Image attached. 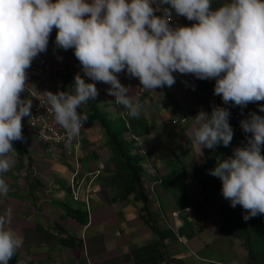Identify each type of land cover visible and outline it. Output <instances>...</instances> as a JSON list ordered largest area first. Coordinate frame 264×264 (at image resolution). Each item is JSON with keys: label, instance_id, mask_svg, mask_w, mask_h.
<instances>
[{"label": "clouds", "instance_id": "clouds-1", "mask_svg": "<svg viewBox=\"0 0 264 264\" xmlns=\"http://www.w3.org/2000/svg\"><path fill=\"white\" fill-rule=\"evenodd\" d=\"M173 14L192 23L173 24ZM53 29L55 47L72 49L83 77L91 81L77 73L67 90L46 91L55 121L69 139L87 121L80 109L97 97L98 82L109 86L108 94L129 117L141 115L143 106L129 96L121 73L149 92L172 87L178 73L214 80V95L224 105L243 109L264 101V0H226L216 7L212 0H0V196L10 190L4 174L13 163V142L24 139L22 118L32 117V101L22 94L26 84L32 88L27 80L36 78H28L27 71L34 59L47 55L40 54L49 51ZM258 109L264 113V104ZM230 115L215 103L210 112L201 108L191 117V143L202 154L205 148L227 147L234 135ZM239 123L245 142L231 155L218 156L209 175L220 179L223 198L232 208L241 206L248 220L264 214V115L251 111ZM9 224L0 215V264H9L23 244Z\"/></svg>", "mask_w": 264, "mask_h": 264}, {"label": "crops", "instance_id": "crops-1", "mask_svg": "<svg viewBox=\"0 0 264 264\" xmlns=\"http://www.w3.org/2000/svg\"><path fill=\"white\" fill-rule=\"evenodd\" d=\"M224 2L212 0L213 7ZM171 23L190 25L192 22L173 14ZM55 37L56 29H53L47 55L34 59L31 68L49 69L54 74L56 90L63 91L74 77L68 80L65 77L64 53L55 47ZM57 56L62 59L58 60ZM70 69L74 76L79 73L83 77L76 58ZM174 75L176 83L172 87L149 92L141 88L138 79L119 74L121 83L129 88V96L143 106L139 117H126L130 124L128 132L136 136L130 141L131 151L149 149L150 168L143 169L146 174L142 178L151 201L153 220L149 224L141 218L142 203L135 201L134 193L125 194V185L105 144L104 130L92 119V112L85 104L80 109L87 114V121L80 134V173L76 179L82 185L77 202L73 201L68 185L75 165L71 147L60 145L53 154L47 152L46 146L27 132L26 117L22 118L21 151L15 148L12 166L4 174L9 193L0 196V215L8 217L9 226L23 238L12 264H176L174 258L187 263L203 251L206 244L199 228L207 226L199 225V221L200 212L205 215L207 212L196 202L198 189L192 171L197 166L165 169L156 165L157 155L153 153L171 136L179 152L190 156L193 164L198 146L189 139L194 123L191 117L201 108L208 111L212 103L216 104L215 81L199 80L190 74ZM45 80L46 77L36 78L33 84L27 80L38 97L45 96ZM96 87L99 112L111 120L121 118L120 111L126 110L113 104L114 96L107 91L109 86L98 82ZM22 95L27 99L26 90ZM177 113L178 119L185 118L186 122L172 125ZM177 125L180 128H174ZM158 178L161 183H157ZM188 186L195 189L193 197ZM180 191L185 194L182 196ZM71 210L86 214L87 224H80L69 215Z\"/></svg>", "mask_w": 264, "mask_h": 264}, {"label": "trees", "instance_id": "trees-1", "mask_svg": "<svg viewBox=\"0 0 264 264\" xmlns=\"http://www.w3.org/2000/svg\"><path fill=\"white\" fill-rule=\"evenodd\" d=\"M63 53V65L67 75L65 77L67 80L72 79L74 73L70 68L76 57L72 49L63 50ZM72 83L73 80L70 81V84ZM215 98L217 105L227 107L231 113L229 123L234 131L233 139L227 147L219 145L214 151L205 148L202 154V164L194 167L192 177L197 184L199 196L204 205H214L220 201L216 207L220 233L241 242L243 249L247 252L248 264H264V214L244 220L245 210L239 205L232 208L230 202L222 196L220 179L209 175V170L214 168L218 156L227 157L231 155L233 149L242 146L245 142V134L239 122L251 111L264 115L258 109V105L264 104V101L249 103L241 109V107L231 103L224 105L220 96L215 95ZM85 106L87 110L92 112V119L98 121L104 130L105 144L111 153V162L125 185V194L134 193L135 201L142 203L139 210L141 218L149 224L152 221V210L150 198L143 186L144 170L137 153L131 151L132 148L124 137V134L127 133L124 122L119 118L111 120L106 115L101 114L95 99L86 103ZM13 145L17 150H20L19 147L22 146L21 141H14ZM262 154H264V148H262ZM69 215L79 220L80 224L86 225L88 222L86 214L78 210H71Z\"/></svg>", "mask_w": 264, "mask_h": 264}, {"label": "rangeland", "instance_id": "rangeland-1", "mask_svg": "<svg viewBox=\"0 0 264 264\" xmlns=\"http://www.w3.org/2000/svg\"><path fill=\"white\" fill-rule=\"evenodd\" d=\"M40 57V56H39ZM42 58V57H40ZM51 72V71H50ZM53 74V73H52ZM54 76V74H53ZM33 84V82H32ZM31 85V83H30ZM29 85V86H30ZM176 117L178 119V113L176 114ZM190 118V115H188ZM181 125H177L174 128H180ZM126 134V133H125ZM124 134V137H125ZM128 138L130 136H127ZM168 141H162L160 143V147L155 150L153 153L154 156L157 155L156 165L160 166L162 168H169V169H181L183 167L188 166H201L202 164V153L199 151V148H196V157L192 164V160L190 156H184L181 154L176 146L174 137H168ZM129 144L131 145L130 140H127ZM42 143V142H41ZM144 149V148H143ZM167 149L169 153L167 152ZM149 151V149H148ZM204 152V149H203ZM137 156L140 159V163L142 164L143 169L146 170V167H148L149 160L148 155L141 154V151L138 152ZM146 173L144 172V175ZM195 182V181H194ZM195 186L197 187V184L195 182ZM190 196L193 197L195 192V189L193 186H188ZM177 192V191H176ZM176 192L173 193V196L176 197ZM182 192V191H180ZM185 194V191L182 192V196ZM181 194V193H180ZM195 200V198H193ZM196 202L200 206H204L207 215L200 212V221L199 225H206V228H203L200 226L199 230L202 231L203 242L205 241V244L207 245L206 248L199 254H196L195 257H192L191 259L193 261H189L188 263H184L183 259L174 258V261L176 264H247L246 262V253L241 245V242L239 240L226 237L222 235L218 230L219 225V218L216 214V207L220 204V201H217L214 205H208L205 206L204 203L201 201V198L199 195H196ZM199 206L196 207L199 209ZM201 214H204L206 217L208 216L210 220V224L208 223V219L206 217H203ZM203 217V218H201ZM213 234L217 238L213 237ZM17 261L19 259L17 258ZM13 260L11 259L9 261V264H12Z\"/></svg>", "mask_w": 264, "mask_h": 264}, {"label": "built area", "instance_id": "built-area-1", "mask_svg": "<svg viewBox=\"0 0 264 264\" xmlns=\"http://www.w3.org/2000/svg\"><path fill=\"white\" fill-rule=\"evenodd\" d=\"M48 52L41 53L40 55H46ZM28 72V78H40L46 77L44 82V89H45V96L38 97L35 95L31 87H28L26 84L25 90L27 91V99H31L32 101V108H31V115L32 117L26 119V130L30 134L31 137L39 140L46 146V151L53 154L55 150L60 146H66L72 149L74 154V163L73 171L69 181V190L72 196L73 201L77 202L80 200V193L79 189L82 185V181H77L76 177L80 173V165H79V157L81 152V139L80 134L83 130V127L80 130L79 135L72 137L71 139L68 138L65 129H63L54 118V113L51 109V106L47 102L46 98V91H51L56 93L57 90L54 86V77L52 75L53 72L46 69L44 71L39 69L32 68ZM113 103H115V97L112 99ZM117 105V104H116ZM118 106V105H117ZM122 119L124 120L125 126L127 129H130V124L127 122V113L126 111H121ZM180 122L184 123L185 119L182 118ZM177 120H173L172 124H177ZM127 136H130L129 138ZM127 140H133L136 136L132 135L128 132L125 134ZM141 154H145L146 150L143 147L140 148ZM98 173V171H96ZM92 173H90L91 175ZM96 175V174H94ZM151 191V190H150Z\"/></svg>", "mask_w": 264, "mask_h": 264}]
</instances>
